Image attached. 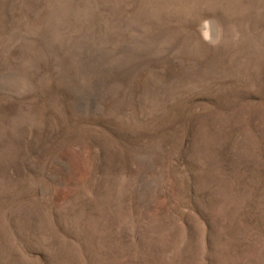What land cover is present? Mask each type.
Here are the masks:
<instances>
[{
  "label": "rangeland",
  "instance_id": "rangeland-1",
  "mask_svg": "<svg viewBox=\"0 0 264 264\" xmlns=\"http://www.w3.org/2000/svg\"><path fill=\"white\" fill-rule=\"evenodd\" d=\"M0 264H264V0H0Z\"/></svg>",
  "mask_w": 264,
  "mask_h": 264
}]
</instances>
